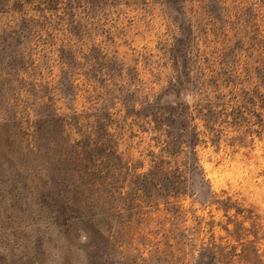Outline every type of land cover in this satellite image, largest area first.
<instances>
[{"label":"rangeland","instance_id":"374dc122","mask_svg":"<svg viewBox=\"0 0 264 264\" xmlns=\"http://www.w3.org/2000/svg\"><path fill=\"white\" fill-rule=\"evenodd\" d=\"M0 264H264V0H0Z\"/></svg>","mask_w":264,"mask_h":264},{"label":"trees","instance_id":"16d2710c","mask_svg":"<svg viewBox=\"0 0 264 264\" xmlns=\"http://www.w3.org/2000/svg\"><path fill=\"white\" fill-rule=\"evenodd\" d=\"M179 52V51H178ZM178 55L180 57H178ZM181 53H176L174 54V61L177 65V67L179 66L182 67L183 70V63L181 62ZM181 73V77L178 80V83L176 85H172L171 88H169L168 90H166L164 92V94L160 97H158L157 100H155L154 104L152 106H155L154 108L156 110H165V112H169L171 113L175 107L181 103V98H180V94H184L186 91L190 90V83H189V79H183L184 75H183V71H180ZM183 77V78H182ZM107 156H109V154H107ZM178 192V191H177ZM80 217H73L72 219L69 220V227L70 229L74 230L76 232V234H78L77 236L84 240V241H88V239L90 238V231L88 227H79L78 226V222L80 221Z\"/></svg>","mask_w":264,"mask_h":264}]
</instances>
